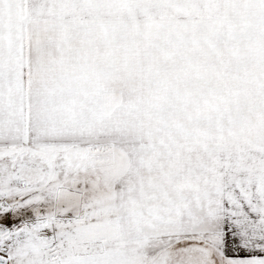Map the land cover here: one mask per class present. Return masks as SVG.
Listing matches in <instances>:
<instances>
[{
  "label": "snow or ice",
  "instance_id": "6c2138e0",
  "mask_svg": "<svg viewBox=\"0 0 264 264\" xmlns=\"http://www.w3.org/2000/svg\"><path fill=\"white\" fill-rule=\"evenodd\" d=\"M0 264H264V0H0Z\"/></svg>",
  "mask_w": 264,
  "mask_h": 264
}]
</instances>
